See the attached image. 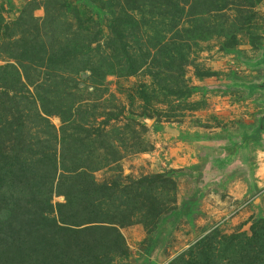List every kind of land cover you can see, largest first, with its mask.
I'll return each instance as SVG.
<instances>
[{
  "label": "rangeland",
  "instance_id": "1",
  "mask_svg": "<svg viewBox=\"0 0 264 264\" xmlns=\"http://www.w3.org/2000/svg\"><path fill=\"white\" fill-rule=\"evenodd\" d=\"M0 264H264V0H0Z\"/></svg>",
  "mask_w": 264,
  "mask_h": 264
}]
</instances>
